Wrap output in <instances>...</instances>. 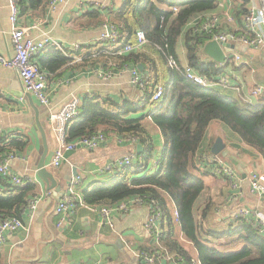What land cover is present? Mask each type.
<instances>
[{
    "label": "trees",
    "instance_id": "16d2710c",
    "mask_svg": "<svg viewBox=\"0 0 264 264\" xmlns=\"http://www.w3.org/2000/svg\"><path fill=\"white\" fill-rule=\"evenodd\" d=\"M21 14L43 13L50 0H15ZM219 0H122L116 10L102 16L98 10L82 14L85 24L101 27L110 25L117 39L112 44L97 42L86 49L79 48L65 57L54 45L45 46L36 63L47 76H58L64 69L80 70L99 66L103 71H122L128 67L143 66V100L116 102L113 98H84L79 114L69 122L66 141L74 142L97 133L113 134L119 138L135 139L142 151L135 155L132 166L114 173L107 183L94 182L84 188L81 199L90 208H114L127 200L139 199L143 205L158 208L160 234L147 254L160 259L170 255L174 261L192 264L189 253L177 240L178 224L183 240L197 253L200 264H264V237L245 220H232L227 233L214 236L230 238L227 245L233 250L222 251L216 243L204 240L200 220L196 219L197 201L205 190L204 172L197 162L199 151L212 123H221L236 134L242 144L259 155L264 168V103L251 106L239 96H225L216 88H201L187 82L177 69L168 66L169 58L178 60L177 47L183 43L187 65L209 80L221 70L215 63L205 62L201 52L208 42L205 33H194L188 26L195 16L216 12ZM245 2V1H244ZM243 7V5H242ZM243 9L237 12L241 14ZM84 26V24H81ZM145 34L147 44L139 50L123 53L127 44H134L136 32ZM238 35V30L231 31ZM243 33L245 29L243 28ZM76 59H79L78 61ZM178 63V61H177ZM179 64V63H178ZM162 99L151 104L155 87L165 77ZM151 110L144 114L147 106ZM140 113V114H138ZM143 113V114H142ZM134 115H139L134 117ZM148 118L157 127L163 145L153 169L154 155L151 134L142 121ZM25 136L0 134V162L8 154L24 152ZM36 192V184L25 181L15 186L9 178L0 175V221L21 219L29 198ZM176 209L177 218L170 211L169 202ZM200 210L205 219L211 210ZM226 246V245H224Z\"/></svg>",
    "mask_w": 264,
    "mask_h": 264
},
{
    "label": "crops",
    "instance_id": "0c3cea01",
    "mask_svg": "<svg viewBox=\"0 0 264 264\" xmlns=\"http://www.w3.org/2000/svg\"><path fill=\"white\" fill-rule=\"evenodd\" d=\"M87 1L105 0H64L53 12L46 8L43 13L35 11L21 14L18 25L28 28L30 35L36 40L50 39L61 44L68 54L75 52L71 50L74 45L86 49L98 42L103 26L111 27L107 24L99 27L94 22L92 25L85 24L86 18L82 15L84 12H80L78 6ZM121 3L122 0H116L113 10ZM248 6V0H219L217 11L211 14L220 16L219 30L230 32L238 30L240 34L243 31L242 15ZM241 9L244 12L238 15L237 12ZM98 12L103 17L108 14L107 11ZM226 15L235 18L236 26H231L225 20ZM10 35L8 0H0V54L3 56H10L13 53ZM48 45L52 44L46 46ZM232 50L240 55L246 65L234 67L231 63L224 62L223 65L215 63L216 70L222 69L216 78L221 75L227 76L231 88L239 86L247 90L253 86H264V49L252 50L235 45ZM177 55L179 65L187 66L181 39ZM202 55L205 62L212 63L210 58L203 53ZM38 57H34L35 63L38 62ZM139 73L146 78L143 75L144 70ZM131 80V73L127 70L110 73L103 71L99 66L80 70L67 68L58 76H47L46 91L50 106L46 108L24 90L14 70L0 67V134L22 135L28 139L27 149L24 152H15V159L9 162L8 168L12 175L27 177L26 181L36 184V192L29 200L39 199L37 209L32 215L26 210L23 213L24 228L8 234L0 246V264H180L174 259L168 260L166 256L156 259L155 256L147 254L157 242L143 227L151 214L149 206L136 204L125 212L113 210L110 214L111 225L105 222L99 212L101 208H90L79 203L70 209L67 218L69 222L61 226H58L60 217L54 213L57 203L69 192L70 186L65 185L67 181H71L72 184L74 172L78 179L74 190L81 198L82 190L90 184L111 181L116 171L106 172L105 169L113 166L123 156L136 155L139 143L135 139L106 134L107 141L104 145L94 151L79 148L66 152L59 168L54 169L51 160L58 144L51 130L49 113L57 112L72 96L79 98L80 104L86 97L106 96L116 102L123 100L139 102L143 100L144 90L133 85ZM168 80L169 77H165L159 86H163ZM231 88L219 91L225 96L240 97V94ZM262 103L264 102L260 101L256 105ZM150 105L144 114L151 110ZM137 116L139 115H134ZM142 123L151 134L154 143L155 151L150 162V168L153 169L162 151L163 141L159 130L150 119L145 118ZM219 139L225 145V149L239 161L246 177L242 178V174L230 164L241 176L238 198L231 201L228 183L211 176L200 159L197 164L205 173V190L197 201L200 208L197 209L196 219L200 220L202 230L205 232L204 240L216 243L217 248L222 251H230L235 247L227 245L232 239L219 237L216 241L213 237L229 231L232 224L231 216L237 209L246 208L264 216V197L254 196L250 192L247 179L251 172H264V168L261 157L244 146L240 138L221 123L211 124L199 156L202 158L211 154L213 145ZM44 155V168L52 175L57 189L48 190L50 183L46 184L36 173L37 165ZM59 187L64 189L60 191ZM58 189L60 192H56ZM205 206L211 211L205 219H201L200 210ZM168 207L174 216L176 209L171 201ZM175 233L181 246L189 253L192 264H200L197 253L183 240L178 224L175 226ZM139 253L154 257L153 263L142 261L138 257Z\"/></svg>",
    "mask_w": 264,
    "mask_h": 264
},
{
    "label": "built area",
    "instance_id": "2783aa9c",
    "mask_svg": "<svg viewBox=\"0 0 264 264\" xmlns=\"http://www.w3.org/2000/svg\"><path fill=\"white\" fill-rule=\"evenodd\" d=\"M64 0H50L48 4L49 12L55 11L56 7ZM116 0L105 1H87L79 4L78 9L80 12L87 10L108 11L113 10ZM249 6L246 12L242 15V23L245 32L234 35L230 31L219 30L220 16L215 14H207L204 16L193 17L188 26L193 29L194 33H205L208 36V42L214 41L221 48L224 54L225 63H231L234 67H241L246 65L240 55L233 50L226 51L224 47L226 44L235 46L240 45L246 49L258 50L264 49V0H248ZM9 7V23L11 26L10 42L12 45L13 53L10 56H3L0 54V67L14 70L23 85L26 92L32 94L38 103L48 108L50 106L49 95L46 91L47 73L42 71L35 63L34 57L39 56L47 44L56 46L65 57H69L68 52L64 47L50 39L36 40L30 35L28 28L19 26L20 9L15 0H8ZM225 20L231 25L236 26V20L233 16L226 15ZM111 30V33L108 32ZM117 39V34L112 27L103 26L98 41L105 44H112ZM147 44L145 34L142 31L136 32L134 44H127L123 53L139 50ZM78 45L72 46L71 50L77 51ZM78 61V60H77ZM168 66L177 69L182 77L189 83L196 87L201 88H216V89H229L231 88L230 81L227 76L221 75L216 79L209 80L204 76L197 74L188 65L181 67L175 59L169 58ZM123 70L130 71L133 85L139 89H143L142 75L137 67H128ZM234 92L239 93L241 100L251 106H255L257 102H264V86H253L244 90L239 86L231 88ZM244 92V93H243ZM164 89L162 86H156L151 98V104L159 102L163 97ZM242 93V96H241ZM80 99L72 96L65 104H63L57 112L49 113V123L52 133L58 144L55 150L51 166L54 169L59 168L64 160L66 152L75 151L76 149H85L87 151H94L101 145L106 143L107 138L103 133H97L91 137L81 138L74 142L66 141V129L70 121L77 117L79 114L78 108ZM135 155H128L119 158L115 164L105 169L106 172L117 171L123 167L132 166ZM15 159L14 154H8L0 162V175L9 178L13 185L22 186L27 180V177H19L11 174L8 164L11 160ZM205 169L211 176L221 178L228 183L230 189L229 198L235 201L238 198V191L240 189L241 176L235 169L220 155L208 154L201 158ZM156 163V162H155ZM200 170L203 171L202 168ZM204 172V171H203ZM248 183L250 192L257 197H264V172H251L248 175ZM78 179H74L69 187V192L65 195L55 207V215L60 217L58 226L68 223L69 211L75 204L84 205L80 196L74 190ZM39 203L38 198H32L27 202L26 211L31 215L37 209ZM142 205L139 199L127 200L122 202L114 208H101L99 212L103 216L105 222L111 225V211L125 212L130 206ZM151 214L145 221L143 227L155 241H157L160 234V219L161 214L158 208L150 207ZM175 218L177 214L175 211ZM232 220H245L249 222L254 229L264 237V216L256 211L246 208L237 209L232 214ZM24 228L21 219L12 218L0 221V246L5 242L6 236L10 233L18 232ZM138 257L146 263H153L154 257H150L145 253H139ZM168 260H173L170 255H166ZM180 264L182 261L177 260Z\"/></svg>",
    "mask_w": 264,
    "mask_h": 264
},
{
    "label": "water",
    "instance_id": "95a60500",
    "mask_svg": "<svg viewBox=\"0 0 264 264\" xmlns=\"http://www.w3.org/2000/svg\"><path fill=\"white\" fill-rule=\"evenodd\" d=\"M108 32L111 33V30L108 29ZM224 47L226 48V51L233 49V46L229 45V44H226ZM203 54L205 56H207L208 58H210L212 60V62H214L216 64L223 65L225 62L224 54H223L221 48L214 41H209L203 46ZM137 69L141 73L143 72V66L142 65H138ZM136 148H137V154H139L142 151L141 145L140 144L137 145ZM211 154L220 155L228 163H230L233 167H235L239 173L242 174V178L246 177L244 170L241 169V167H240L239 161L236 160V158L233 156V154H231L229 152V150L225 149V145L222 143V141L220 139L217 140V142H215V144L213 145V147L211 149ZM44 162H45V155L42 157L39 164L37 165L36 173H37L38 177L41 180H43L46 184L49 185V183H50V186H48V188H47L48 190L57 189V186L55 184V181L53 180L52 175L44 168ZM73 174H74L73 178L76 179V177H77L76 172H74ZM70 185H71V181H67L65 186L69 187ZM59 189H60V191H62L64 188L59 187ZM59 189L56 192H60Z\"/></svg>",
    "mask_w": 264,
    "mask_h": 264
},
{
    "label": "rangeland",
    "instance_id": "374dc122",
    "mask_svg": "<svg viewBox=\"0 0 264 264\" xmlns=\"http://www.w3.org/2000/svg\"><path fill=\"white\" fill-rule=\"evenodd\" d=\"M148 131V130H147Z\"/></svg>",
    "mask_w": 264,
    "mask_h": 264
}]
</instances>
